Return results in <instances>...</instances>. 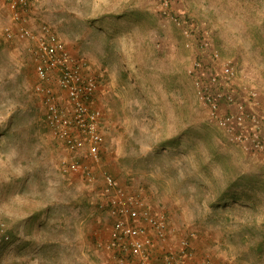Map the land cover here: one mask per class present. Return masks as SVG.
Wrapping results in <instances>:
<instances>
[{
    "label": "rangeland",
    "instance_id": "1",
    "mask_svg": "<svg viewBox=\"0 0 264 264\" xmlns=\"http://www.w3.org/2000/svg\"><path fill=\"white\" fill-rule=\"evenodd\" d=\"M168 3L169 13L194 22L188 38L157 0L30 2L29 25L48 24L99 83L102 142L93 162L67 152L45 127L29 44L4 38L10 22L0 2V221L11 237L0 242V264H115L104 248L112 218L98 207L103 171L140 189L175 234L193 231L195 260L264 264V154L229 141L186 72L193 59L201 76L231 59L234 103H220V112L249 109L239 87L255 90L249 106L264 139V0ZM76 157L93 179L63 170Z\"/></svg>",
    "mask_w": 264,
    "mask_h": 264
},
{
    "label": "built area",
    "instance_id": "2",
    "mask_svg": "<svg viewBox=\"0 0 264 264\" xmlns=\"http://www.w3.org/2000/svg\"><path fill=\"white\" fill-rule=\"evenodd\" d=\"M1 1L10 22L2 27V35L6 40L29 44L35 75L31 92L38 97L43 122L51 137L67 152L78 154L84 151L91 161L98 162L102 113L94 104L99 89L96 76L89 72L85 60L69 53L65 43L48 24L39 23L36 28L29 25L27 11L31 0ZM157 3L159 12L169 15L175 25L188 24L182 17L168 12V0H157ZM183 33L189 37L188 31ZM207 45L204 37L198 46L203 49ZM210 55L213 60L218 59L216 50ZM218 67L216 71L201 76V61L193 59L186 72L207 107L209 119L226 129L229 141L248 142L253 150L264 154L261 117L250 107L256 104V91L240 85V92L250 100L249 109L242 108L240 103L236 111L220 112V103H234L235 92L231 87L236 84V70L231 59L221 60ZM65 163L63 170H79L86 180L93 179L91 169L80 157ZM101 176L104 200L98 207L112 218L104 248L115 264H222L204 257L195 260L189 239L193 231L185 235L175 234L164 211L151 207L140 189L127 190L104 171ZM5 240L6 225L0 221V242Z\"/></svg>",
    "mask_w": 264,
    "mask_h": 264
},
{
    "label": "trees",
    "instance_id": "3",
    "mask_svg": "<svg viewBox=\"0 0 264 264\" xmlns=\"http://www.w3.org/2000/svg\"><path fill=\"white\" fill-rule=\"evenodd\" d=\"M173 16H174V15H173ZM182 18L185 19V20L188 22V24H187V25H181V26H177V25L174 24V26H175V28L179 31V33L185 37L183 31H188V34H189L190 32L193 31L195 25H194V22L191 21V20H190L188 17H186L185 15H183ZM137 20H138V18H137ZM199 38H200V39H199V42H198V43H200L201 40H202L204 37L201 36V37H199ZM210 56H211V55H210ZM207 118H208V117H207ZM207 120H209V119H207ZM209 121H210V120H209ZM213 124L216 125L217 128H219V127L217 126L216 123H213ZM249 127H250V126H249ZM249 127H247L248 130L250 129ZM228 128H229L230 131L233 130V129L230 128V127H228ZM219 129H220V128H219ZM221 129L223 130V132L226 131L225 128H221ZM224 133H225V132H224ZM36 214H37L36 212H33V213H32V216L35 217ZM6 234H7V240L2 241V242H9V241L11 240V237H10L9 231L6 230ZM2 239H3V237L1 238V240H2Z\"/></svg>",
    "mask_w": 264,
    "mask_h": 264
}]
</instances>
